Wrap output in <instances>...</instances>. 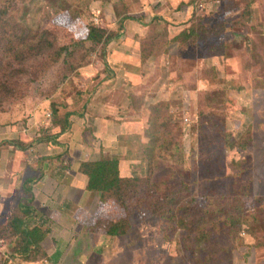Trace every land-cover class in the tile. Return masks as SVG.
<instances>
[{
  "label": "rangeland",
  "instance_id": "rangeland-1",
  "mask_svg": "<svg viewBox=\"0 0 264 264\" xmlns=\"http://www.w3.org/2000/svg\"><path fill=\"white\" fill-rule=\"evenodd\" d=\"M0 264H264V0H0Z\"/></svg>",
  "mask_w": 264,
  "mask_h": 264
},
{
  "label": "trees",
  "instance_id": "trees-1",
  "mask_svg": "<svg viewBox=\"0 0 264 264\" xmlns=\"http://www.w3.org/2000/svg\"><path fill=\"white\" fill-rule=\"evenodd\" d=\"M82 35L84 34H81V40L83 41L91 40L93 42H101L102 39V36L99 34V32L94 30L91 31L90 34L88 32L85 36ZM118 164L119 162L115 159H102L95 162L83 163L81 168L84 175L88 177V190L100 193L102 199H104L105 196H108V194H117L118 196H120L122 183L119 175ZM28 192H30V190H28ZM115 205H117V209L115 211L116 215L113 216L112 219L116 216H119V220H114V223L112 225L110 224L107 229V234L109 236L119 237L127 233L125 227H127L129 223L125 221L121 224V220L124 215L120 216V210L122 209L118 206V204ZM99 206L100 212L95 217L96 219L103 218L105 220L104 216L108 212L107 209L109 205L105 204L104 200H102ZM28 208L30 207L24 206L23 208L25 209L26 214H28L27 218L30 213V210ZM27 218L16 219L12 222V228L17 233L21 234V247L23 254H28L32 249H41V245L46 237V233L43 232V230L39 226H35L32 229H29L26 224ZM54 260H57V258H54Z\"/></svg>",
  "mask_w": 264,
  "mask_h": 264
},
{
  "label": "crops",
  "instance_id": "crops-1",
  "mask_svg": "<svg viewBox=\"0 0 264 264\" xmlns=\"http://www.w3.org/2000/svg\"><path fill=\"white\" fill-rule=\"evenodd\" d=\"M143 97L144 96H142V98ZM135 98L139 100V98H141V96L139 95V96H136ZM136 99H134V101ZM129 104H131L130 100H129V102H127V105H129ZM107 107H108V111H106V113H107L106 114V116H107V123L105 122V124H104V121L102 119V123L100 124V127L101 128L98 129L96 131V134H95V136L98 137V139H99L98 143L101 141L102 138L105 139L106 141H110L111 138H112V135L117 134L116 131H115V128L116 129H119V128L124 127L125 126L124 125V122H125V124H128L129 123L128 120H125V117H124V119H121L120 118V120H119V122H121L122 125L114 126V122L112 120V117L113 116L111 115L112 109H114V107H111V106H107ZM126 109H127V112L128 113H130L132 111L131 108H129L128 106L126 107ZM104 112H105V107H101V114L104 113ZM132 113H136V111L133 110ZM101 114H100V116H102ZM105 130H106V132H104ZM103 133H107L108 135H106V136L103 137V135H102Z\"/></svg>",
  "mask_w": 264,
  "mask_h": 264
}]
</instances>
